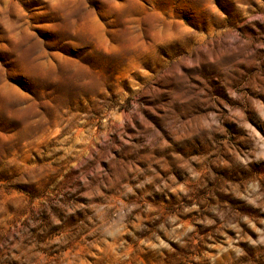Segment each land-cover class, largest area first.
<instances>
[{
    "label": "rangeland",
    "instance_id": "obj_1",
    "mask_svg": "<svg viewBox=\"0 0 264 264\" xmlns=\"http://www.w3.org/2000/svg\"><path fill=\"white\" fill-rule=\"evenodd\" d=\"M0 264H264V0H0Z\"/></svg>",
    "mask_w": 264,
    "mask_h": 264
}]
</instances>
